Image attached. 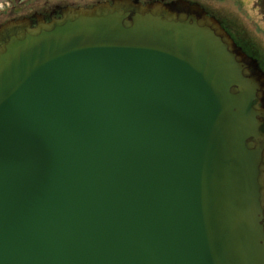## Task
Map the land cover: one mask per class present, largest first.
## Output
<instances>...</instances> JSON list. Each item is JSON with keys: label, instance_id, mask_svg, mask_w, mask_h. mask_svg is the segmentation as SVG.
<instances>
[{"label": "water", "instance_id": "95a60500", "mask_svg": "<svg viewBox=\"0 0 264 264\" xmlns=\"http://www.w3.org/2000/svg\"><path fill=\"white\" fill-rule=\"evenodd\" d=\"M252 64L184 3L0 27V264H264Z\"/></svg>", "mask_w": 264, "mask_h": 264}, {"label": "rangeland", "instance_id": "374dc122", "mask_svg": "<svg viewBox=\"0 0 264 264\" xmlns=\"http://www.w3.org/2000/svg\"><path fill=\"white\" fill-rule=\"evenodd\" d=\"M190 1L201 4L206 8L209 14L222 23L226 33L237 42L249 46L250 52L254 48L255 50L259 49L264 54V17L257 10L256 0ZM17 11H13L12 13L15 14L8 17L20 16V11Z\"/></svg>", "mask_w": 264, "mask_h": 264}, {"label": "flooded vegetation", "instance_id": "af4514ba", "mask_svg": "<svg viewBox=\"0 0 264 264\" xmlns=\"http://www.w3.org/2000/svg\"><path fill=\"white\" fill-rule=\"evenodd\" d=\"M113 0H0V4L7 2L9 8L12 11L20 10L21 17H25L31 20L32 23L38 18L44 19V21L49 22L51 19L59 18L60 11L65 8H76V7H90L100 3H111ZM134 3L139 2L141 4H150L154 2H159L165 5H171L172 8H176L180 1L190 0H131ZM26 9V10H25ZM25 10V11H24ZM24 11V12H23ZM12 13V12H10ZM3 23V14L0 16V25ZM222 24V23H221ZM223 26V25H222ZM224 27V26H223ZM235 41V39L233 38ZM236 45L242 49V51L250 58L257 62L260 72L264 75V54L252 48L250 52L249 46L245 43L236 42ZM264 105V95L262 97V104ZM264 107V106H263Z\"/></svg>", "mask_w": 264, "mask_h": 264}, {"label": "trees", "instance_id": "16d2710c", "mask_svg": "<svg viewBox=\"0 0 264 264\" xmlns=\"http://www.w3.org/2000/svg\"><path fill=\"white\" fill-rule=\"evenodd\" d=\"M256 7L260 14L264 17V0H256Z\"/></svg>", "mask_w": 264, "mask_h": 264}]
</instances>
